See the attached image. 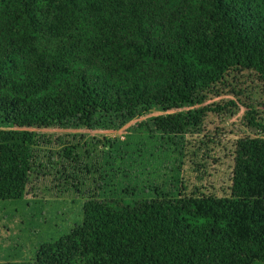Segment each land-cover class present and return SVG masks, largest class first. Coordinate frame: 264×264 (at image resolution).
Returning a JSON list of instances; mask_svg holds the SVG:
<instances>
[{"label":"trees","instance_id":"trees-1","mask_svg":"<svg viewBox=\"0 0 264 264\" xmlns=\"http://www.w3.org/2000/svg\"><path fill=\"white\" fill-rule=\"evenodd\" d=\"M242 85L264 97V0H0L4 125L47 129L200 101L155 118L181 134L236 106L226 95L249 107ZM242 119L250 133L236 142L228 196L89 198L62 240L0 264H264V122L257 111ZM25 142L0 130V200L22 197Z\"/></svg>","mask_w":264,"mask_h":264},{"label":"rangeland","instance_id":"rangeland-1","mask_svg":"<svg viewBox=\"0 0 264 264\" xmlns=\"http://www.w3.org/2000/svg\"><path fill=\"white\" fill-rule=\"evenodd\" d=\"M240 87L245 96L240 99L249 107L226 95L236 106L181 134L159 131L155 118L193 113L202 108L200 101L169 111L151 107L133 115L97 113L86 123L69 120L47 129H18L0 117V130L23 132L30 139L17 173L22 197L0 200V263L35 260L42 245L62 240L82 221L89 198L228 196L236 142L250 133L242 117L257 111L264 122L259 89Z\"/></svg>","mask_w":264,"mask_h":264}]
</instances>
